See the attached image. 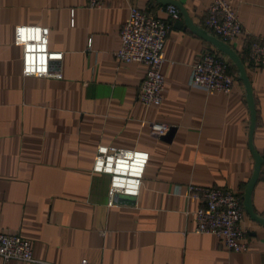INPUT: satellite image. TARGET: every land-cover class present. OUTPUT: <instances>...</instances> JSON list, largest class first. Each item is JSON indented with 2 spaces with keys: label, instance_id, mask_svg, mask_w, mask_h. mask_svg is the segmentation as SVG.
Masks as SVG:
<instances>
[{
  "label": "crops",
  "instance_id": "1",
  "mask_svg": "<svg viewBox=\"0 0 264 264\" xmlns=\"http://www.w3.org/2000/svg\"><path fill=\"white\" fill-rule=\"evenodd\" d=\"M163 1L203 29L212 0ZM226 1L246 35L228 46L242 55L248 40L264 35V0ZM167 6L105 0L102 8L89 9L86 0H0V232L26 239L34 259L264 264V227L245 214L246 249L237 253L213 236L193 234L192 219L184 215L197 206L183 196L188 185L232 191L241 201L253 160L244 89L234 69L227 95L188 88L191 63L213 48L184 27L180 15L169 22ZM132 7L169 25L158 106L143 107L136 99L144 67L113 59ZM15 26L48 29V50L62 55L55 67L60 80L20 76V48L12 45ZM243 68L255 115L251 143L263 160L250 205L264 217V73ZM148 123L167 131L152 137ZM99 145L147 153L135 199L119 197L116 206L106 207L107 178L90 173ZM0 264L21 263L0 259Z\"/></svg>",
  "mask_w": 264,
  "mask_h": 264
},
{
  "label": "built area",
  "instance_id": "2",
  "mask_svg": "<svg viewBox=\"0 0 264 264\" xmlns=\"http://www.w3.org/2000/svg\"><path fill=\"white\" fill-rule=\"evenodd\" d=\"M105 0H86L87 8L100 9ZM169 22L177 21L179 13L173 6L164 8ZM203 29L224 44L237 38H246L236 13L226 0H212L202 21ZM169 25L155 16L137 8H129L119 32V49L113 54L116 64L137 63L144 67L137 101L143 107L158 106L163 92L160 72L163 46ZM48 29L37 26H15L12 45L20 48V76L22 78H50L60 80L57 67L61 53L47 48ZM246 40V39H245ZM244 65L264 73V35L247 41ZM229 62L214 50H205L190 65L187 87L204 93L227 95L234 83ZM148 133L161 137L165 125L148 123ZM148 155L108 146L95 148L90 173L107 178L106 207L117 205V198L135 199L138 196ZM195 202L192 212H185L193 222L192 233L219 239L223 247L233 253L246 249L242 223L244 213L240 199L232 191L200 188L188 185L183 195ZM0 259L21 264H47L32 257L29 242L17 234L0 232ZM79 264H86L81 261Z\"/></svg>",
  "mask_w": 264,
  "mask_h": 264
},
{
  "label": "water",
  "instance_id": "3",
  "mask_svg": "<svg viewBox=\"0 0 264 264\" xmlns=\"http://www.w3.org/2000/svg\"><path fill=\"white\" fill-rule=\"evenodd\" d=\"M154 2L160 4V5H171L173 6L179 13V15L182 17L183 20V26L189 29L191 32H193L195 35H197L202 41H204L206 44L211 46L213 50H215L220 56H223L226 58V60L229 62L231 67L235 71V79L236 81L240 82L243 89H244V99L246 102V107L248 110V149L250 152V155L253 160V167H252V173L250 176L249 181L247 182L243 193L241 197V208L244 212V214L252 221L260 226L264 227V217H260L258 215H255L252 212V208L250 205V194L252 191V188L258 179V175L260 172V168L262 166L263 160L261 157L255 152V150L252 147L251 143V137H252V131L254 127V108H253V98L250 92L249 83L245 74V70L243 68L242 63L240 62L237 54L227 45L216 38H214L212 35L204 31L203 29H200L198 27H195L192 25V23L187 19L184 11L180 9L179 7H176L177 5L173 3H168L163 0H153ZM174 27H179L180 24H174ZM162 137V136H161ZM123 198V197H122Z\"/></svg>",
  "mask_w": 264,
  "mask_h": 264
},
{
  "label": "trees",
  "instance_id": "4",
  "mask_svg": "<svg viewBox=\"0 0 264 264\" xmlns=\"http://www.w3.org/2000/svg\"><path fill=\"white\" fill-rule=\"evenodd\" d=\"M222 57H223V56H222ZM223 58L226 60L225 57H223ZM238 58H239L240 62L242 63V65H244V54H242V55H238ZM229 71L232 72V67H231V65H229ZM234 72H235V71H234Z\"/></svg>",
  "mask_w": 264,
  "mask_h": 264
}]
</instances>
